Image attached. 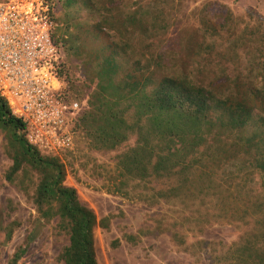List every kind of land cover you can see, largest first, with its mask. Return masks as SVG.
<instances>
[{
  "label": "trees",
  "instance_id": "1",
  "mask_svg": "<svg viewBox=\"0 0 264 264\" xmlns=\"http://www.w3.org/2000/svg\"><path fill=\"white\" fill-rule=\"evenodd\" d=\"M47 1L61 98L81 107L71 128L91 150L115 153L113 192L132 185L154 205L174 204L170 216L153 219L152 233L169 234L186 252L205 251L212 264H264V19L214 1L189 13L192 0ZM0 130L12 159L6 179L68 238L58 260L100 264L95 230L109 229L113 215L100 218L81 201L65 183L63 157L32 145L2 96ZM7 209L1 228L10 240L22 222L11 218L13 199ZM214 223L245 230L230 244H187L185 227L204 232ZM36 236L32 227L10 264Z\"/></svg>",
  "mask_w": 264,
  "mask_h": 264
},
{
  "label": "rangeland",
  "instance_id": "2",
  "mask_svg": "<svg viewBox=\"0 0 264 264\" xmlns=\"http://www.w3.org/2000/svg\"><path fill=\"white\" fill-rule=\"evenodd\" d=\"M209 1L226 5L235 15H248L250 12L264 19V0H192L185 10L189 13L194 8L201 9ZM218 8L220 6L217 5L214 11L218 12ZM56 13L63 17L66 9L59 5ZM65 86L63 83V89ZM5 148L6 139L0 130V264H10L13 253L23 244L32 227H35L37 236L18 264H62L58 255L68 243V238L59 232L57 220L46 224L41 222L32 200L6 179L12 159ZM63 160L67 168L65 183L78 190L81 201L94 209L100 218L113 215L109 229L98 227L95 230L100 264H212L210 255L205 251L199 253L197 248H193L192 253L186 252L172 243L169 234L152 233L157 224L153 219L162 213L170 216L174 204L154 205L146 191L142 193L140 187L134 191L132 185L124 188L125 194L113 192L116 184L112 177L118 175L115 153L93 151L88 147V140L82 134H77L74 149L64 152ZM217 181L221 182L219 176ZM261 193L264 194V191L261 190ZM9 199H13L17 205L11 218L19 219L22 225L14 232L13 238L7 240L1 226L8 220ZM197 202L200 203V200ZM212 204L216 208L222 207L223 201L213 197ZM190 207L194 208L192 205ZM242 230L245 228L227 223H214L204 232L184 228L187 244L198 239L230 244ZM134 235L138 237L128 239Z\"/></svg>",
  "mask_w": 264,
  "mask_h": 264
},
{
  "label": "built area",
  "instance_id": "3",
  "mask_svg": "<svg viewBox=\"0 0 264 264\" xmlns=\"http://www.w3.org/2000/svg\"><path fill=\"white\" fill-rule=\"evenodd\" d=\"M47 0H0V96L27 124L28 141L63 157L75 147L77 101L61 98L60 52Z\"/></svg>",
  "mask_w": 264,
  "mask_h": 264
}]
</instances>
